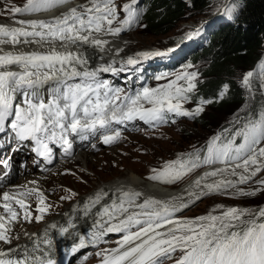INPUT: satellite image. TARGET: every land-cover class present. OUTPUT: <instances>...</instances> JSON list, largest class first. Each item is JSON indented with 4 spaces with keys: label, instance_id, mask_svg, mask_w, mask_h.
<instances>
[{
    "label": "snow or ice",
    "instance_id": "obj_1",
    "mask_svg": "<svg viewBox=\"0 0 264 264\" xmlns=\"http://www.w3.org/2000/svg\"><path fill=\"white\" fill-rule=\"evenodd\" d=\"M65 3L66 0H26L23 5L11 6L7 11L16 16L46 11ZM136 5L137 0L122 5L126 13L122 20H117L115 0H85L49 20H17L20 27L0 24V44L60 42L65 49L53 47L47 52L0 54V134H14L20 142L34 141V151L51 164L53 149L49 143L59 144L65 155H71L73 134L84 138L85 133L100 132L102 143L111 145L122 136L119 130L112 129L113 122L124 124L139 119L155 126L168 122V114L195 118L202 113L204 105L212 103L211 100H201L194 110L184 107L197 86V72L188 71L191 64L165 84L145 87L128 95L100 78L101 73L124 70L114 67L115 61L90 68L89 57L67 50L69 45H90L103 51L108 41L95 38L94 34L118 35L136 24L139 11ZM114 22L119 26H114ZM197 32L190 33L188 38ZM175 51V48H169L167 52H139L135 57L129 56L124 63L138 65L141 60ZM12 65L20 70H10ZM261 70L264 76V63ZM252 77V71L243 75L244 87L251 88ZM155 78L161 80L165 76ZM49 81H55V86L51 88L49 98L44 99L40 88ZM181 81L184 83H178ZM227 89L228 85H223L221 97ZM17 94L23 97L22 104L16 103ZM201 151H204L203 158ZM217 162L224 167L200 176L194 185L199 192H190L187 203L179 197L171 200L147 197L137 202L143 195L141 192L120 191L116 200L102 205L92 230L79 235L78 242L67 248L66 254L75 255L89 245H98L109 233H122L116 247L96 253L101 258L99 264H164L165 260H171L173 264H264V207L252 212L233 206L218 214L185 219L175 217L189 204L212 193L254 196L264 191V178L254 181L258 174H264V112L245 120L238 116L231 132L224 129L210 136L204 149H194L187 157L165 162L162 169H152L149 178L174 183L204 165ZM209 178L218 179L207 182ZM251 182L261 187L250 192L241 187ZM33 194L38 199L34 220L40 222L52 207L46 203L40 189L27 188L16 195L8 191L2 193L0 264H58L52 253L53 240L48 228L44 230L43 238L35 233L29 236L31 250L27 246H11L19 237L13 236L9 225L21 218L33 222L30 205L26 202ZM75 195L69 190V195L61 199H71ZM107 196L104 192L89 198L84 205L85 215L92 207L101 205ZM49 227L56 229L57 225L53 223ZM74 227L69 221L67 227H59V234L63 236Z\"/></svg>",
    "mask_w": 264,
    "mask_h": 264
},
{
    "label": "rangeland",
    "instance_id": "obj_2",
    "mask_svg": "<svg viewBox=\"0 0 264 264\" xmlns=\"http://www.w3.org/2000/svg\"><path fill=\"white\" fill-rule=\"evenodd\" d=\"M141 1L142 0H137L138 5H140ZM25 2L26 0H0V18H8L7 20H10V18H15L14 16L8 14L7 10L11 6H21ZM84 2L85 0H80L75 3L76 5H79ZM126 2H130V0H115V4L118 10L117 20H122L126 17V13L123 12L122 9V5ZM185 2L187 3V9L185 12L186 14L181 17L180 20L174 23V26L171 27V30L167 32V34H164L162 36L143 34L144 27L140 26L139 23L134 24L130 28H127L126 30L122 31L120 33V37L125 42V52L133 53L143 48L158 46L166 47L165 43L168 42L169 39L176 37L178 35V32H181V30L185 33H189V26H194V15L196 14V10H194L191 3H188V0H185ZM242 3L243 0H240V2L238 0V3L234 7H232V9H234L232 11L233 13H226L225 10H222V13L219 17L216 18V20L221 19L224 22L234 21L239 13L238 11L241 6L240 4ZM227 4L228 0H206L205 5L208 8L216 9V11L208 17H202L200 15L201 21H206L207 18L218 14L220 8L223 7V9H225ZM212 22L213 21L208 24L202 25L207 27ZM114 26L119 25L114 22ZM203 26L202 31H198L194 39L204 36ZM185 41H189L188 37ZM186 43L187 42H182L180 48L182 49L183 47L190 45L189 42L187 44ZM166 56L170 55L168 54ZM171 60L172 57H169L168 61ZM188 64L192 65V67L189 68L188 71L197 72L196 84H198V82L201 81L203 78V75L201 73V67L204 65V62L202 60L200 62L186 60L182 62L181 65L178 64L177 66H173L172 68H170L169 73L163 75L165 76V79L152 80V83L149 84L147 87H157L161 84L167 83L168 80L173 79L177 73L183 71L185 66ZM261 72L262 70L260 67L257 80H253L251 78L250 89L244 87L242 84L243 75L247 72L240 75L237 81L240 83L242 89H244L247 94V99L244 101L243 107H233L229 112L216 113V115L214 114V116L208 117L206 123L207 129L204 127H200L194 120L195 118L193 117L176 116L174 114V122L172 121L170 124L164 125V127L155 130L153 129L151 131L145 130L140 133H128L126 134L124 139L119 142V144L112 147L104 148L96 153L82 150L81 152L76 154L80 155L83 153H90L92 155L90 162L95 163L93 167L87 168L84 164L82 169V162H78V160L74 162V160H72L74 157L69 158L67 161L57 162L56 166L50 169L51 171L49 172L48 176L50 178L56 177L54 182H56V184L59 186H64V191H62L63 195L64 193L66 196L67 194L69 195V190L75 192L76 195L71 199H67L66 202L61 198H56L55 204L52 208H50V210L45 214L44 219L40 222H35L34 220V217L37 214V205L28 203L30 205V210L34 215L33 222L29 223L28 221H24V219L21 218L16 222V224H18L22 228H25L26 225H28L29 227L36 229L38 225L42 224L43 221L46 220V218H48L50 215H58V213L60 214L63 211L64 207L68 206L76 198L83 195H87L99 185H105L111 181L114 182L115 180H125L127 176L130 175H135L143 182H145V184L147 182L153 183L159 187L165 189L167 188L169 190L170 188L177 189V187L185 185V183L189 182L194 177L199 176L200 173L209 165H205L203 169H196L194 172L189 173L183 179L177 180L174 183L154 181L151 180L149 177L153 174L152 169H162L165 165V162L176 160L180 156L187 157L190 153L193 152L194 149L199 150L200 147L203 146L206 140L210 137L209 134H213L215 132L210 131V129H214L216 126L219 127L223 123L227 122H232L234 124L236 121L235 118L240 116L242 111H246L252 101H256L258 104V116L260 113L264 112V76L261 75ZM255 81H257L258 83L257 87L255 86ZM178 83L184 82L181 81ZM195 91L196 90H194L193 92ZM184 107L189 110H194V107L190 101L185 103ZM81 160L85 159L81 158ZM71 163H75L76 165H71ZM217 163H215V165ZM30 164H28V166H30ZM70 166H74V168ZM63 173L65 174L63 175ZM31 174L33 173L27 175V177H29L28 179H30V177L32 178L34 174H38V172H34L33 175ZM23 177L21 176L20 179L16 180V182L14 183H20L21 181H24L22 180ZM261 178H264V174H258V176L254 178V181ZM178 184L179 186H177ZM50 185L47 189L49 195L52 194L55 190L54 186ZM146 186L147 184L144 185V187ZM241 187L244 188L245 191L250 192L253 189L259 188L261 186L256 184L255 182H251L246 185H241ZM218 205L223 207L218 208ZM233 206L247 208L252 212H256L257 209H259L260 207H264V191L257 192L254 196H241L231 194L222 195L219 193H212L206 197H203L200 201L192 204L190 208L185 212H183V209L181 210V212L176 213L175 217L185 219L194 218L200 215H206L208 213L218 214L223 209ZM176 256L178 257L179 253H177Z\"/></svg>",
    "mask_w": 264,
    "mask_h": 264
},
{
    "label": "trees",
    "instance_id": "obj_3",
    "mask_svg": "<svg viewBox=\"0 0 264 264\" xmlns=\"http://www.w3.org/2000/svg\"><path fill=\"white\" fill-rule=\"evenodd\" d=\"M188 3L196 10L194 15L196 23H200L201 16L211 15L216 10L208 8L205 5L206 0H188ZM137 8L139 10L137 23L144 27L143 34L162 36L186 14L187 3L185 0H142ZM204 29V36L191 41L172 62L167 63L165 60L158 66L155 77L169 73L170 68L181 65L186 60L193 62L202 60L203 78L198 82L196 91L189 94V101L194 109L201 100L212 101L205 104V110L194 119L200 127L207 129L208 117L216 113L229 112L233 107H243L247 94L237 81L241 74L252 71V79L257 80L261 64L264 63V0H243L233 24H222L220 20ZM187 35L188 33L181 30L165 44L169 46L179 43ZM225 84L228 85V89L221 97ZM255 86H258L257 81ZM258 113V104L252 101L239 117L245 120L253 115L258 116ZM233 125L232 122H227L214 129L208 128L215 131L209 136L224 129L231 132ZM207 141L208 139L199 150L205 148ZM200 154L203 158L204 151Z\"/></svg>",
    "mask_w": 264,
    "mask_h": 264
},
{
    "label": "bare ground",
    "instance_id": "obj_4",
    "mask_svg": "<svg viewBox=\"0 0 264 264\" xmlns=\"http://www.w3.org/2000/svg\"><path fill=\"white\" fill-rule=\"evenodd\" d=\"M240 2V0H239ZM238 3V0H228V4L225 9L232 8ZM76 5V3H73V6ZM241 5V4H240ZM232 12V11H231ZM51 13V12H50ZM222 13V12H221ZM233 13V12H232ZM220 14V13H219ZM95 38L98 39H105L108 41V44L104 46V50L101 51L100 48L93 47L90 45H75V48L83 53L86 57L88 56L89 63L88 67H97L100 65H107L109 63H112L115 61V65H118V61L120 58H124L126 56L133 55L132 53H127L124 50V44L125 42L121 39L120 34L118 35H106V34H94ZM70 46V45H69ZM0 49H9V50H16L18 49L17 45L13 44H0ZM118 49H121L122 51H117ZM63 50H65L63 48ZM153 57H151L152 59ZM152 64V62H148L147 66ZM91 154L90 153H83V154H78L75 155L72 160L78 162H82L81 168L83 169L84 164L86 165L87 168L93 167L95 163L90 162L91 161ZM81 158L85 160H81ZM76 165L75 163H71V165ZM31 166V164H30ZM29 166V167H30ZM74 168V166H70ZM224 167L223 164L219 165H214V166H208L206 167L199 176L194 177L192 180L189 182L185 183V185L175 188H170L165 189L162 187L157 186L156 184L153 183H146L147 186L144 187L145 182H143L141 179L136 177L135 175H130L127 176L125 180H115L114 182H109L105 185H99L95 189H93L92 192L88 193L87 195L80 196L76 198L73 202H71L68 206L64 207L63 211L58 215H50L46 220L43 221L42 224L38 225V227L32 228L26 225L25 228L20 227L16 222H13L9 226L12 228V234L13 236H18L19 239H15L13 241V244L11 245L12 247H16L17 245L22 246V245H27L31 243L29 240V236H32L33 233L36 234V236L43 238L44 235V230L48 228L49 230V235H51V238L53 242L59 241L60 239H67L70 238L72 232H74L75 236H79L82 234H87L89 231L92 230V226L94 225L95 221L99 218L97 215V212L101 210V207L104 203H111L112 200H116L117 197L120 194V191H138L141 192L143 195L137 202H142L144 198L147 197H153L155 199L159 200H171L172 198L179 197L181 200L185 203L189 201V193H197L199 192V189L196 188L195 181L202 176L205 172L211 171L214 168H220ZM34 174V173H33ZM31 174V175H33ZM49 171L43 173L39 172L38 174H34L32 178L28 179L29 177H23L20 183H11L9 185H5L3 187V190L0 192V203H2V193L5 191L10 192L13 195H16L19 192H23L27 188H38L40 189L41 192L44 193L46 197V203L53 205L55 204V199L56 198H61L62 196H66L65 193L64 195L62 194V191H64V186H59L54 182L55 178H50L48 176ZM65 173H63L64 175ZM62 175V176H63ZM213 179H218V178H209L207 182H211ZM35 182V183H33ZM52 184L54 186V192L52 194H48V187L49 185ZM144 184V185H143ZM50 185V186H52ZM98 185V184H97ZM104 192L108 193L107 197H104V200L102 201L101 205L95 206V210L92 212H88L87 215H85V209H83V206L85 203L89 200V198H94L97 194H103ZM68 195V194H67ZM17 198H22V197H17ZM203 198V197H202ZM201 198V199H202ZM192 199H195L193 196ZM200 199V200H201ZM198 200V201H200ZM65 202L67 200H64ZM196 201V202H198ZM27 203L33 204V205H38V199L36 194H33L30 196L27 201ZM179 202V201H177ZM192 204H189L191 206ZM14 207H17V210L19 211L18 206L14 205ZM51 207V208H52ZM186 209V208H185ZM184 209V210H185ZM50 210V209H49ZM183 210V209H182ZM2 211V210H0ZM55 213V212H54ZM36 214V213H34ZM22 215V214H21ZM32 216L33 213H32ZM70 218L71 222L75 225L74 228L69 229V233L64 234L63 236L59 234V227L64 226L67 227L68 225L65 226V220L66 218ZM177 218V217H176ZM55 223L57 225L56 229H52L49 226L51 224ZM36 237H33L35 239Z\"/></svg>",
    "mask_w": 264,
    "mask_h": 264
},
{
    "label": "water",
    "instance_id": "obj_5",
    "mask_svg": "<svg viewBox=\"0 0 264 264\" xmlns=\"http://www.w3.org/2000/svg\"><path fill=\"white\" fill-rule=\"evenodd\" d=\"M190 208V206L189 207H187L185 210H183V212H185L186 210H188Z\"/></svg>",
    "mask_w": 264,
    "mask_h": 264
}]
</instances>
